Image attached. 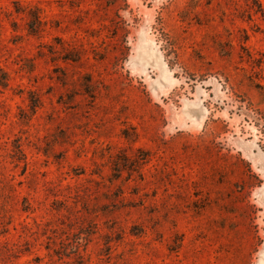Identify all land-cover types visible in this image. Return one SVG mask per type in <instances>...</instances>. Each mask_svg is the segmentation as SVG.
Here are the masks:
<instances>
[{"label": "rangeland", "instance_id": "rangeland-1", "mask_svg": "<svg viewBox=\"0 0 264 264\" xmlns=\"http://www.w3.org/2000/svg\"><path fill=\"white\" fill-rule=\"evenodd\" d=\"M0 264H264V0H0Z\"/></svg>", "mask_w": 264, "mask_h": 264}, {"label": "trees", "instance_id": "trees-1", "mask_svg": "<svg viewBox=\"0 0 264 264\" xmlns=\"http://www.w3.org/2000/svg\"><path fill=\"white\" fill-rule=\"evenodd\" d=\"M2 85L3 86H5V83H2ZM32 102H34V103H32V105H31V113L32 114H34V112L37 110V108H38V106H39V101L37 100L36 102L32 99L31 100ZM85 232H87V231H83L82 232V234H80V235H84L85 234ZM87 234H89V233H87ZM80 235L79 236H77V240H73L72 241V243L70 244V245H68V250H69V252H67L65 255H63L64 257H66V258H71V253L70 252H78L79 250H81V249H83V248H86V246L88 245V243H89V237L88 236H90V234L86 237L87 239H82L81 237H80ZM79 237V238H78ZM76 253H74V254H76Z\"/></svg>", "mask_w": 264, "mask_h": 264}]
</instances>
